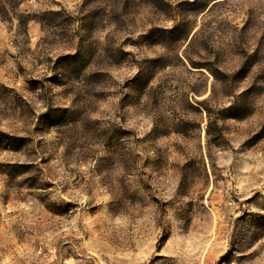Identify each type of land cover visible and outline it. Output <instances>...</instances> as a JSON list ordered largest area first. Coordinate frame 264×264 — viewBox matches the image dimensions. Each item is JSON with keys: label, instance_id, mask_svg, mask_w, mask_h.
<instances>
[{"label": "rangeland", "instance_id": "rangeland-1", "mask_svg": "<svg viewBox=\"0 0 264 264\" xmlns=\"http://www.w3.org/2000/svg\"><path fill=\"white\" fill-rule=\"evenodd\" d=\"M17 2L0 264H264V0Z\"/></svg>", "mask_w": 264, "mask_h": 264}, {"label": "trees", "instance_id": "trees-1", "mask_svg": "<svg viewBox=\"0 0 264 264\" xmlns=\"http://www.w3.org/2000/svg\"><path fill=\"white\" fill-rule=\"evenodd\" d=\"M2 1V2H1ZM16 1L17 0H0V11H2V13L3 12H5V11H9V6L10 7H14L15 5H17L18 4V2L16 3ZM197 2V1H196ZM1 3H4V6H3V4H1ZM15 5H14V4ZM177 28H179V26L177 27ZM195 65V64H194ZM202 65H205V64H202ZM202 105H205L206 106V103L205 102H202L201 103ZM207 107V106H206ZM235 107H232V109H234ZM206 109H208V112H210V110H209V108H206ZM210 127H212V124L210 123V125H209Z\"/></svg>", "mask_w": 264, "mask_h": 264}]
</instances>
